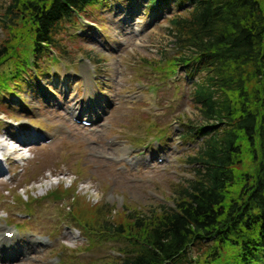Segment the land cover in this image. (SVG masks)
Segmentation results:
<instances>
[{
  "label": "rangeland",
  "instance_id": "1",
  "mask_svg": "<svg viewBox=\"0 0 264 264\" xmlns=\"http://www.w3.org/2000/svg\"><path fill=\"white\" fill-rule=\"evenodd\" d=\"M158 1L103 0L75 13L51 54L32 58L29 74L1 92L0 137L44 138L24 143L29 154L0 177V264L116 262L122 241L88 239L75 215L118 223L123 209L171 207L174 189L191 178L199 135L182 136L204 124L191 97L203 73L159 70L176 57L168 20L177 5ZM134 8L131 20L121 12ZM6 33L0 22V40ZM70 111L95 122L77 123ZM52 178L59 183L48 190L35 186ZM60 180L72 181L68 191ZM5 230L15 235L5 240Z\"/></svg>",
  "mask_w": 264,
  "mask_h": 264
},
{
  "label": "trees",
  "instance_id": "2",
  "mask_svg": "<svg viewBox=\"0 0 264 264\" xmlns=\"http://www.w3.org/2000/svg\"><path fill=\"white\" fill-rule=\"evenodd\" d=\"M7 1L0 94L28 57L57 46L75 12L101 0ZM174 1L183 8L168 22L176 57L159 70L203 73L191 97L204 124L185 133L200 140L193 174L174 189L171 207L127 208L118 223H83L122 241L111 264H264V0Z\"/></svg>",
  "mask_w": 264,
  "mask_h": 264
},
{
  "label": "bare ground",
  "instance_id": "3",
  "mask_svg": "<svg viewBox=\"0 0 264 264\" xmlns=\"http://www.w3.org/2000/svg\"><path fill=\"white\" fill-rule=\"evenodd\" d=\"M121 12H123V15H125L127 18H128V20H131L132 18V13L134 12H137V9H130V10H126V9H122L121 10ZM20 139V141L22 140V142H27V143H31V142H33V137L31 136V135H26V136H24V137H22V138H19ZM14 152H17V151H19V150H13ZM51 185H49V183L48 184H46V186H43L42 187V189H48L49 187H50ZM41 188V187H40ZM2 240H0V248L4 245V243L3 242H1Z\"/></svg>",
  "mask_w": 264,
  "mask_h": 264
}]
</instances>
